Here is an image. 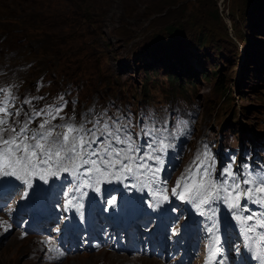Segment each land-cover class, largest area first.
<instances>
[{
	"label": "rangeland",
	"instance_id": "1",
	"mask_svg": "<svg viewBox=\"0 0 264 264\" xmlns=\"http://www.w3.org/2000/svg\"><path fill=\"white\" fill-rule=\"evenodd\" d=\"M51 4L59 9L66 7V0H0V54L6 50V43L14 57L21 52L30 54L33 48L35 52L40 51L39 23L50 34L45 38L50 43L49 49L37 54L36 66L26 75L27 79L39 74L60 87L64 76L82 100L94 101L95 96H101L128 103L127 94L134 85L138 88V78L147 70L158 71L156 83L162 81L161 87L169 82L168 72L183 79L185 73L178 68L183 56L169 58L168 62L174 61L171 68L167 58L160 60L159 44L162 43L164 49H179L178 53L186 55L185 59L198 72H211L214 64L219 66L214 82L223 83L224 95L217 91L219 87L211 90V83L205 78L197 81V93L210 108L208 112H220L219 118H224L217 120L223 138L232 133L234 143L243 146L254 141L248 139L251 131L243 133L237 126V111L240 114L241 107L250 119L252 130L260 138L264 137V99L259 97H264V0H247L246 6L245 0H97V7L92 8L89 18L85 7L65 8V13L57 14L51 11ZM222 9L228 15L226 19L221 15ZM255 11L259 13L256 22ZM13 14L17 16L11 17ZM168 25H178L179 31L166 30ZM199 36L204 43H198ZM25 42V47L20 48ZM236 44L253 52L249 58L239 60L243 62L245 76L238 82L237 59L242 55L237 58L232 47ZM51 58L59 60L58 67L47 60ZM151 75L153 78L154 74ZM112 78L120 84L126 83V92L117 87L115 97L111 92L109 95L98 93L100 84ZM133 106L129 103L126 108ZM100 252L57 264H106ZM144 259L145 264L150 262V258ZM126 260L121 257L110 264H125ZM0 264L44 263L34 252L31 240L12 236L0 242Z\"/></svg>",
	"mask_w": 264,
	"mask_h": 264
},
{
	"label": "snow or ice",
	"instance_id": "2",
	"mask_svg": "<svg viewBox=\"0 0 264 264\" xmlns=\"http://www.w3.org/2000/svg\"><path fill=\"white\" fill-rule=\"evenodd\" d=\"M11 88L0 87V177H14L22 180L27 189H32L31 176L39 175L47 182V175L56 176L62 171L76 177L77 192L88 187L99 191L101 182L129 178L141 189H151L154 197L166 191L153 188L159 183L164 164L162 154L175 139L166 119L160 120L148 113L133 121L131 114L125 115L119 110L110 115L107 110L90 109L77 121L74 115H61L68 103L62 95L42 108L33 101L44 97H26L17 106V97ZM24 105H28L27 110ZM186 123L177 121L185 127ZM207 159L206 153L197 155L177 180L172 194L177 195V188L182 187L180 198L194 201L201 216L211 213L209 221L215 215L211 207L214 203L223 202L229 210H238L233 211V216L242 225L246 237L264 229V169L252 170L245 164L243 171L235 172L229 164L216 178L210 170L213 165L207 164ZM27 189L22 198L28 197ZM73 199L76 197L72 196L69 202ZM167 199V195H163V200ZM242 199L246 201L243 206ZM249 203L256 205L258 210L249 208ZM216 229L213 221L207 231L213 233L212 240L218 242ZM257 239L264 244V232H259ZM215 255L216 251H212L211 256ZM253 258L258 264H264V247L258 245Z\"/></svg>",
	"mask_w": 264,
	"mask_h": 264
},
{
	"label": "trees",
	"instance_id": "3",
	"mask_svg": "<svg viewBox=\"0 0 264 264\" xmlns=\"http://www.w3.org/2000/svg\"><path fill=\"white\" fill-rule=\"evenodd\" d=\"M252 1H256V0H252ZM246 4H247V0H245V6H246ZM74 6L85 7V11H86L85 15L89 18L90 17V14L92 13V8L93 7H97V0H66V7H60L59 9H57L56 8V4H51L50 9H51L52 12L57 13V14H60V13H65V11H64L65 8L68 10V9L73 8ZM258 8L259 7H256L255 9H258ZM254 13H255L254 14L255 17L253 18V20L255 21V18H258L259 13H258V11H255ZM45 24H48V23H45ZM165 28H166V30L168 29L172 33L173 32H176V31H179L178 25H176V26H174V25H168ZM42 29H43L42 30L43 31L42 35L44 37L42 39V41L44 42V47L43 48H44V50H48L49 47H50V43L47 40H45V38L47 36L49 37V35H47V33H46L47 28L43 27ZM63 38H66V37L63 36ZM199 38H202V37L201 36L198 37V41H199L198 43L199 44L202 43V42L203 43L205 42V40L203 41V40H201ZM207 44L205 45V47L207 46ZM168 50H167V55L169 53ZM177 50H179V49H177ZM176 56L180 57V56H184V54H181L180 55L179 53H176ZM179 61L181 62L180 59H179ZM185 63H187V62H185ZM215 66H216V70L218 71L217 64ZM186 67H188V68H186V70H189L190 71L188 64L186 65ZM192 69L195 70L194 68H192ZM214 73H216V71H214ZM203 76H205L206 78L209 77V75L207 73H203ZM168 77L171 78L170 75H168ZM189 87H190L189 85L183 86V85L178 84L175 88H177V90L182 95H185V94L187 95L189 93V91H190ZM217 91L220 94H223L224 95V88H223V83L222 82H220L219 88L217 89Z\"/></svg>",
	"mask_w": 264,
	"mask_h": 264
},
{
	"label": "bare ground",
	"instance_id": "4",
	"mask_svg": "<svg viewBox=\"0 0 264 264\" xmlns=\"http://www.w3.org/2000/svg\"><path fill=\"white\" fill-rule=\"evenodd\" d=\"M190 64V63H189Z\"/></svg>",
	"mask_w": 264,
	"mask_h": 264
}]
</instances>
